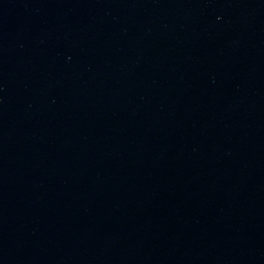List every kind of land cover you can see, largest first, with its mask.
<instances>
[{"label":"water","instance_id":"obj_1","mask_svg":"<svg viewBox=\"0 0 264 264\" xmlns=\"http://www.w3.org/2000/svg\"><path fill=\"white\" fill-rule=\"evenodd\" d=\"M0 264H264V0H0Z\"/></svg>","mask_w":264,"mask_h":264}]
</instances>
